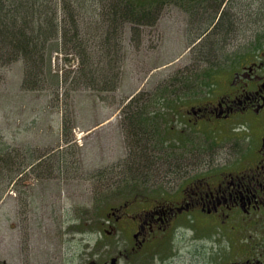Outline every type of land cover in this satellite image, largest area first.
<instances>
[{"label": "rangeland", "instance_id": "1", "mask_svg": "<svg viewBox=\"0 0 264 264\" xmlns=\"http://www.w3.org/2000/svg\"><path fill=\"white\" fill-rule=\"evenodd\" d=\"M189 1L156 0L154 26L126 24L119 54L112 57L111 75H119L114 91L75 89L70 80L56 92L28 93L21 89V63L0 66V155L17 157L18 176L32 158H42L10 186V166L0 171L1 264H104L118 256L117 264H169L172 258L176 262L170 264H197V249L204 253L211 247L193 241L195 229L183 224L171 241L166 238L169 245L148 243L132 251L137 220L131 216L159 210L179 197L188 179L231 163L241 153H236L238 136L249 142L243 148L254 158V117L218 127L196 120L192 108L229 89V54L260 39L263 1L245 0L253 3L250 9L235 6L228 12L234 21H222L219 12L189 11L208 7L206 0ZM79 64L76 55L67 63L54 58L62 77L67 71L74 75ZM159 87L164 103L144 102L143 96L128 105L132 97H153ZM138 113L144 114L140 127ZM208 224L196 223L200 235L212 238ZM221 253L227 259L236 255L227 244Z\"/></svg>", "mask_w": 264, "mask_h": 264}, {"label": "flooded vegetation", "instance_id": "2", "mask_svg": "<svg viewBox=\"0 0 264 264\" xmlns=\"http://www.w3.org/2000/svg\"><path fill=\"white\" fill-rule=\"evenodd\" d=\"M263 6L259 9V17L264 15ZM185 0V4H190ZM242 3V4H241ZM207 8L196 7L189 11H203L218 14L223 20L234 21L229 18L228 12L235 6L250 9L251 2L245 0H206ZM191 5V4H190ZM189 5V6H190ZM199 5V3H198ZM227 11V12H226ZM204 13V12H203ZM225 13H228L225 16ZM219 17L217 19L221 20ZM234 19V20H233ZM216 21V23H217ZM228 29V27L226 26ZM260 39L251 48L243 49L238 53L229 54V61L233 63L227 78L228 88L218 94L219 100L202 103L192 108L196 120L213 122L218 127L239 119L242 116H251L256 119V141L253 147L254 158L246 153L243 145L249 143L243 136L236 137V153L240 155L231 163L221 168H208L206 173L188 179L179 197L170 199L159 210H146L132 216L137 220L133 238L135 243L132 251L139 252L148 243H167L176 229L183 224L195 229L193 241H207L211 247L206 252L197 249L194 258L198 257L197 264H212L215 261L223 264H264V27ZM244 57V59H242ZM241 59L243 63L235 64ZM242 129L237 127L236 131ZM248 139V138H247ZM195 216V220H193ZM124 216L117 217V222ZM198 220L208 221V227L213 229L212 238L200 235L196 223ZM163 234L165 238L158 235ZM210 234V233H209ZM171 235V236H170ZM142 237V239H141ZM169 241V242H170ZM153 244V245H154ZM236 252L230 259L221 253L223 245ZM210 250V251H209ZM124 254L121 252L120 257ZM211 255V258L208 257ZM204 256V257H203ZM216 256L215 258H212ZM204 259L202 262L201 260ZM195 260V259H194ZM176 262L175 258L169 264ZM199 262V263H198ZM96 264V263H93ZM195 264V263H191Z\"/></svg>", "mask_w": 264, "mask_h": 264}, {"label": "trees", "instance_id": "3", "mask_svg": "<svg viewBox=\"0 0 264 264\" xmlns=\"http://www.w3.org/2000/svg\"><path fill=\"white\" fill-rule=\"evenodd\" d=\"M155 1L0 0V66L22 62L21 89L28 93L46 89H55L56 92L70 80L75 89L88 86L98 91H114L118 87L119 75H111L115 65L112 57L116 52L119 54L117 44L122 41L126 24L154 26L160 10ZM116 35L119 37L114 42ZM61 54L66 63L72 55L80 60L74 75L72 71H67L62 77L55 72L54 58ZM118 67L119 64L115 70ZM113 78L117 79L116 84L108 89L107 84ZM162 90L159 87L153 97L148 94H142L138 100L134 97L128 105L141 102L143 96L144 102L164 103L166 93ZM143 115L138 113L135 116L139 127L143 124ZM129 121L133 125V116ZM15 158H11L10 154L0 155L1 173L6 166H10L8 186L16 183L27 166L32 167L42 159L32 158L25 169L19 170L18 176Z\"/></svg>", "mask_w": 264, "mask_h": 264}, {"label": "water", "instance_id": "4", "mask_svg": "<svg viewBox=\"0 0 264 264\" xmlns=\"http://www.w3.org/2000/svg\"><path fill=\"white\" fill-rule=\"evenodd\" d=\"M116 263H117V258H113L111 264H116Z\"/></svg>", "mask_w": 264, "mask_h": 264}]
</instances>
